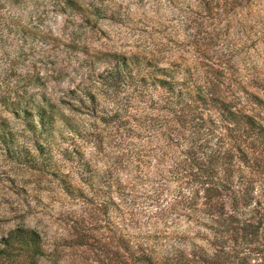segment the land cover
Segmentation results:
<instances>
[{"label": "trees", "instance_id": "obj_1", "mask_svg": "<svg viewBox=\"0 0 264 264\" xmlns=\"http://www.w3.org/2000/svg\"><path fill=\"white\" fill-rule=\"evenodd\" d=\"M58 1L62 13L110 20L117 16H107L110 1ZM137 1L152 2L156 14L164 7L179 13L177 26L187 33L184 40L192 58L205 57L198 46L212 44L208 32L201 37V30L188 31L191 25L199 26L196 20L215 21V36L234 29L246 39L260 36L252 44L264 45V0ZM247 17L252 19L249 27ZM37 28L30 20L21 32L45 44ZM245 50L232 46L215 53V60L207 56L205 60L214 63L205 69L195 60L187 63V57L160 65L151 52L102 53L95 61L105 69L67 89V99L49 97L39 74L22 85L23 93L0 84V113L23 126L21 132L7 130L1 115L0 147L14 163L31 164L52 152L71 163L72 175L53 173L62 191L73 201L95 206L107 223L110 212H117L119 250L98 248L109 262L264 264V98L252 92L264 96V77L259 75L264 65ZM238 57L240 64H234L232 59ZM242 72L254 77L246 84ZM26 86L41 91L27 98ZM71 107L84 119L67 114L65 109ZM56 137L79 140L90 150L74 144L53 150ZM128 171L137 176L122 177ZM134 179L137 183L132 184ZM139 223H151L152 231L141 233ZM155 223H162L161 229ZM173 223L192 227L183 230ZM129 226L140 232L130 237ZM86 239L81 236L76 245L92 247ZM44 255L39 234L30 229H15L0 241V264H36Z\"/></svg>", "mask_w": 264, "mask_h": 264}, {"label": "rangeland", "instance_id": "obj_2", "mask_svg": "<svg viewBox=\"0 0 264 264\" xmlns=\"http://www.w3.org/2000/svg\"><path fill=\"white\" fill-rule=\"evenodd\" d=\"M79 1L89 3L91 0ZM105 1L112 3L107 16L117 13L113 20L86 18L63 10V6L61 9L64 13L59 12L58 0L12 2L0 0L1 86L6 85L12 93H23L22 85L25 86L33 75L39 74L42 81H46L45 91L49 97L53 100L67 99L64 98L67 89H72L87 77H96L105 69L104 65L95 61V56L102 53L128 56L148 55L147 53L151 52V55L159 58L160 65L187 57L189 60L187 63L195 60L198 66L205 69L204 65L214 63L217 59L218 55L212 57L215 53L224 48L232 49L233 46L238 49L244 48L250 51L251 55L259 56L257 62L264 65V45L252 44V39L255 38V42H258L260 36L246 39L236 34L234 29H231L228 35L218 32L215 36L212 31L217 26L215 21L203 23L196 20L199 26L191 25L188 31L201 30L203 32L201 37L207 36L205 35L207 32L210 34L212 44L198 48L205 53V57L209 56L214 60H205V57H198L196 54L192 58L191 50L186 46L188 40L187 38L184 40L187 33L177 26L180 16L174 9L164 7L156 14L150 1L143 3L137 0ZM4 18L6 22L3 25ZM30 20L38 25L34 31L46 37L45 44L40 39L30 41L22 34V24L30 23ZM251 21L252 19L247 17V21L244 22L249 27ZM254 48L255 52L252 53ZM198 59L202 61L199 62ZM232 60L234 64H240L241 59L238 57ZM261 71L262 74L259 75L264 77V70ZM242 74L245 76L243 82L246 84L254 77V74L251 76V72ZM24 88L28 91L25 96L27 98L41 91L37 86ZM252 92L264 98L262 92L255 89ZM68 101L73 106L74 102ZM65 111L76 120L84 119L81 112L72 111V107L66 108ZM1 115L3 119L5 117L7 119L5 125L7 130L23 131L20 121L8 114L0 113ZM64 135L69 137L65 132ZM71 144L85 148L86 151L90 150L88 145L82 144L79 140L71 141L67 138L63 142L59 137L55 138L53 150L67 148ZM26 146L31 147V143L26 142ZM135 150L139 151V147ZM49 151L46 153H50ZM51 155L31 160L33 161L31 164H26L23 160L14 163L5 157L4 150L0 147V241L15 229H30L39 234L44 245L45 255L39 258L36 264H114L107 261L105 259L107 254L98 251V248L108 245L112 251L119 250L117 232L120 223L116 220L117 212L114 210L110 212L107 223V217L96 211L95 206L71 200L62 191L53 173H59V176L72 175L73 166L56 156L55 152ZM143 161L146 162V159ZM135 165L136 163H133L131 166L135 168ZM148 169H143V172L148 170V174H153V170ZM124 175L133 180L137 173L128 171L124 172L122 177ZM134 183H137L136 179L132 181V184ZM155 224L161 229L162 223ZM173 224H177L176 226L183 230L192 227L187 223ZM139 227L141 233L152 231L151 223H139ZM127 231L130 237L140 232L133 226H129ZM81 236L87 237L86 240H89L92 247L77 246L76 241Z\"/></svg>", "mask_w": 264, "mask_h": 264}]
</instances>
